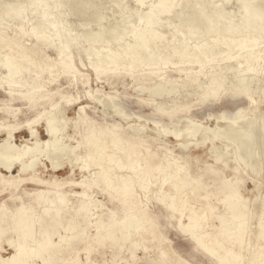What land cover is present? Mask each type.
I'll return each instance as SVG.
<instances>
[{
    "label": "bare ground",
    "instance_id": "6f19581e",
    "mask_svg": "<svg viewBox=\"0 0 264 264\" xmlns=\"http://www.w3.org/2000/svg\"><path fill=\"white\" fill-rule=\"evenodd\" d=\"M147 1L135 0L140 7L147 6L150 0ZM184 1L160 0L156 4L152 3L145 10H139L138 26L133 31L129 29L132 32L130 42L127 31L123 34L120 32L123 27H118L117 30L121 29L118 33L116 30L115 35L111 32L114 38L105 43L106 46L96 43V37L93 38L95 43L91 41L92 44L85 51L89 67L97 78L106 75L109 80L112 77L131 76L138 80L134 88L141 85L138 90L148 95L143 104L149 105L153 96L158 94H179L180 86H185L184 101L170 106L153 103L156 112L154 116L168 119L169 130H166L167 127L164 129L159 121L154 124L156 129H148L147 123L142 126L129 125L130 120L129 123L122 124L109 123L105 119L99 123L86 113L87 107L82 105L76 119H70L68 107L82 103L84 98L96 103L93 98L95 91L92 89L83 96H73L60 87L50 89L62 76L68 78L69 87L75 81L78 83L75 55L73 57L70 52L72 46L79 44L78 41L77 44L72 39L58 43L63 37L57 26L59 20L56 22L52 19L53 22H50L46 19L47 23L43 21L51 23L54 35L49 32L38 35L40 26L38 24L35 27L38 21L35 26L30 25L34 28L29 27L31 30L27 32L23 22L24 14L19 15L21 22H18L20 25L16 28L12 27V23L0 20V92L9 97V102L21 100L26 101L29 106L28 113H22V118L18 114V108H13L11 104L5 105L2 109L4 115L0 119V136H5L0 141V193L9 191V202L13 205L8 206L5 202L0 204V264H36L33 257L41 259L43 264H120L122 260H127L126 264H133L129 261L134 259L133 255L126 258L123 250L128 253L143 250L147 264H264V196L245 198L241 191L245 180L241 177L228 179L225 176L230 156L223 148L213 146L214 164L194 173L191 158L176 154L169 148V138L166 139L171 134L180 141L190 130L183 129L182 125L179 131L172 132L171 125L182 109L191 102L192 97L203 105L219 100L224 92L232 97L248 94L251 82L246 80L245 75L255 77L260 73L264 74V7L261 9L260 3L258 7L254 0L253 3L252 0H237L239 9L243 7L244 10L240 15L234 16L236 19L229 20L221 12L213 11V14L209 10L212 4L207 6L203 1L189 0L201 8L200 14L196 13V16L194 13L195 17L190 19L186 13L188 20L185 17L182 20L183 16L176 14L179 22H182L174 26L171 16ZM225 1L218 0V4ZM40 3L41 9H44L45 2ZM32 5L37 7V3ZM8 6L15 8L16 13L19 10L15 4L14 7L11 4ZM21 6L25 8L28 5ZM218 6L215 5L216 8ZM190 7L191 5L182 11L188 12ZM54 14L51 12V16ZM41 15L45 16V12ZM41 25L43 27L45 24ZM50 25H47L48 29ZM156 28L158 32L152 35V29L154 32ZM66 29L69 30V27ZM114 43L119 44V47L114 48ZM48 50L54 51L56 57L47 55ZM171 66L180 73L179 80L173 81L164 73ZM232 71H238L241 75L238 80H233L238 81V84L228 85L225 78ZM135 73L139 75L135 76ZM70 77L74 80H70ZM147 80L150 81L145 82ZM82 83L89 85L88 81ZM175 84L177 85L174 86ZM166 86H172L173 91ZM261 89H257L255 93H262ZM138 90L136 89L137 92ZM253 94L249 95V100L255 106ZM56 97L60 98V102H53ZM106 99L114 103L113 97L108 96ZM106 104L110 103L107 101ZM117 108L119 115L126 116L122 107ZM239 112L241 115L245 113L243 110ZM29 113H33V117H29ZM217 119H226L225 114ZM189 122L193 123V120L190 119ZM232 126L225 129L229 142H233L234 138L238 139L234 132L239 130ZM39 127L44 128L48 140H42ZM71 128L73 134L66 133ZM21 132H27L30 138L18 146L14 143V138ZM220 132L222 131L219 130ZM209 135L211 133L207 136ZM186 138L180 145L184 151L189 148ZM205 138L200 137L196 146L203 145ZM250 146L252 145L244 142L237 147L236 172L241 163L251 169L257 168L247 162ZM171 152L178 157L165 158ZM43 157L51 160L54 173L68 165L72 174L64 179H59L56 175L45 179L46 172L42 170L41 164ZM17 168L18 174L15 175ZM77 169L82 174L80 180L73 177ZM1 170L9 175H4ZM26 183L38 187L30 196L19 194ZM200 188L204 192L195 193ZM75 189H80V192H75ZM25 193L28 194L26 191ZM151 193L156 196V201L164 205L163 212H151ZM95 194L104 196L107 203L96 201L93 198ZM213 197H218L217 204L222 205L220 212L215 213L216 216L213 212L217 205L210 202ZM229 201H233V207L224 209ZM253 201L259 202L256 212L253 211L259 230L255 235L249 225L252 219H246L245 224L234 225L240 215L249 217L250 209L255 207L250 208ZM17 203L20 205L14 206ZM162 218L169 225H173L176 220L180 230L191 232L195 236L193 251L188 253L190 261L183 259L180 252L171 246ZM183 218H188V223H184ZM227 221L235 226H230L231 228L240 232L230 231L231 228L224 230ZM92 230L95 233L83 235ZM55 237L58 238L57 241ZM3 240L13 251L7 257L2 255L8 251L2 247ZM150 243L157 247L155 254L148 251L152 248ZM253 243L256 246H252ZM203 249L206 255H202ZM82 253L86 254L85 260L80 257ZM108 253H111L110 263L106 260ZM249 253L254 256L251 257L252 261ZM198 254L202 258H197Z\"/></svg>",
    "mask_w": 264,
    "mask_h": 264
},
{
    "label": "rangeland",
    "instance_id": "374dc122",
    "mask_svg": "<svg viewBox=\"0 0 264 264\" xmlns=\"http://www.w3.org/2000/svg\"><path fill=\"white\" fill-rule=\"evenodd\" d=\"M50 1H52V0H36V2H35V0H33V2H32V0H0V17H2V18H0V20H1V22H10V23H12L11 24L12 27L16 28L18 25H20L18 22H21L20 21L21 17L19 15L24 14L25 18H23V22L26 25L25 28H27V30H26L27 32H29L32 28H34L35 23L37 21L39 22V23L37 22L36 26H35V27H37L38 24L40 26L39 29L37 30L38 35L45 34L47 32L54 35L55 32L53 33V31L51 30V29L54 30V28H51L50 22H53L52 19L56 20V22L59 20L60 22L59 21L57 22V26H58V30L61 32V34L63 33L62 35L60 34L63 37L61 40L58 41V43L60 42V44H61L62 40H64V42H66V41L71 40V39H72L71 41L74 44L79 43V44H77V46L76 45L72 46V48L70 50V52L73 53V57L75 55V57H74L75 62H76L75 65H76V69L78 71L77 76L79 79V81L77 83L78 85L76 84V81H75L73 83V86L69 87L68 78L66 79L65 77L62 76L58 83H54L50 86V89L56 90V88L60 87L62 91H67L70 94H72L73 96H83L87 91L92 89L93 91H95L93 94L94 95L93 98H94L96 103H94V102L92 103V101H90V99L86 100V98H84L82 100V103L76 104L71 108L68 107L67 114H68L69 118L70 119H74V118L76 119L77 114H78V109L82 105V106L87 107L86 113L90 117H92L96 121H98L99 123L104 122V120L106 119V122H109V123L116 122V123L124 124V122L129 123V120H130L129 125L140 126V124H141V126H142V125H146V123H147L148 129L149 128L150 129H153V128L156 129V126L154 124H155V122L159 121L160 123L163 124L164 129H166V127H167L166 130H169L168 126H170V122L168 119H166L165 117L159 116V115L154 116V113H156L155 109H154V104L155 103H157V104L165 103V104H168L170 106V105H173L174 103L176 104L178 102L184 101L186 99V97H185L186 88H184L185 86H183V85L180 86L181 88H179V89H181V93H179V94H173L172 92H171V95H169V96H167L166 94H162V95L158 94L156 96H153V101H151L149 103V105L143 104V103H146V102H144V100H146L145 98H148V95L146 93L142 94L140 92V90H138V89H141L140 88L141 85H138L136 87V89L140 93L136 91L134 86L136 85L138 80L134 79V77L132 78L131 76H127L125 78H123L122 76H118L115 78L112 77L109 80H107V78L105 77L106 75H102L99 78H97V76L94 74V72L89 67V63H88L89 58L85 52L89 48V45L92 44V42L95 43L96 40H94V39L96 37H98V42H96V43H99V45H102V46H106V44L108 42H110L111 38L112 37L114 38L115 32L118 29V27H123L122 29L120 28L121 30L119 29L120 32L121 31L123 32V34L125 33L124 31H127V34L129 36H130V34L132 35V32L129 31V29L133 31V29H135L138 26V25H136V24H139L138 20H137L138 19L137 16H138L139 12L141 11V9L145 10V8H147L149 5L151 6L152 3L156 4L160 0H154L155 2H153V0H150V1L148 0L149 1V2L147 1L148 5L145 7H140L135 2V0H119V1L118 0H79V1L78 0H59L57 2L55 0H53L52 2H50ZM186 1H187V3H186ZM199 1L205 2V5H207V6L212 4L213 6L212 5L209 6V10L212 11L213 14H214L213 11L221 12V14L226 19H229V20L236 19L235 17L240 15V12H242L244 10L243 7H241L239 9V7L237 6V0H231V1L226 0L227 2L224 0L225 2H222L220 4H218V0H213V1L212 0H199ZM254 1H256L254 4H256L258 7H259L258 3H260V8L263 9L264 0H258V1L254 0ZM254 1L252 0V3ZM40 2H42V3L45 2V4L43 5L44 9H41L42 4ZM53 2H54V4H53ZM33 3H37V7H36V5H32ZM10 4L13 7H14V4L18 6L19 10H17L18 11L17 13H16L15 8H14L15 9L14 10L13 8L12 9L10 8L11 6L10 7L8 6ZM22 4H23V6L25 4H27L28 6H24L25 8H23L21 6ZM19 5H20V8H19ZM189 5H191V7L189 8L190 10L188 12L186 10L182 11L183 8H186ZM215 5H217V6L219 5L218 8H216ZM17 6H15V7L17 8ZM38 6H40V8ZM36 8H37V10H36ZM191 8H194V9L191 10ZM199 8H200L199 6L194 5V3L192 4V2H189V0H185L181 6H179L178 8H176L174 10V14H172V16H171V18L174 19V20L172 19V21L174 23L173 25L177 26V24L179 25V23L181 24V22H182V21L179 22L176 14L182 15L183 16L182 20H184V17H185V19L188 20L189 17H190V19H191V17L192 18L195 17V16H193L194 13H195L194 15H196V13H197V15L200 14L199 11H201V8L200 9ZM47 9L49 12L47 11ZM177 9H179V10L177 11ZM35 10H36V12H35ZM179 11H180V13H179ZM42 12L43 13L45 12V16L41 15ZM51 12H52V14H54V13L55 14L51 16ZM8 13H10L9 16H8ZM136 13H137V15H136ZM37 14L41 15V16L39 15L40 18L36 17ZM185 14L187 16L189 15V17H186ZM46 15L48 17H46ZM13 16H14V18H13ZM18 16H19V18H18ZM53 16L54 17L56 16V18H54ZM229 16H230V18H229ZM123 17L125 18V21L123 20L124 19ZM120 18H123V19L121 20ZM8 19H10V20H8ZM26 19H28V20H26ZM40 19H42V20L40 21ZM46 19H48V21H50V22H48V24H46L47 23ZM127 20H128V22H127ZM26 21H28L29 23ZM43 21H46V23ZM134 21H135V23H134ZM175 21H177V23ZM125 22L127 23V25ZM24 23H22V24H24ZM41 24H43V25L45 24V25L42 27ZM30 25L31 26L34 25V26L30 27ZM47 25H48V27L50 25L49 29H48ZM219 25H221V23ZM45 26H46V28H45ZM68 27H69L70 31L68 29H66ZM40 29L43 30V32ZM65 29H66V31H65ZM48 30H51V32ZM119 30H117V33L119 32ZM100 31L101 32L103 31L101 33L102 35L100 33H98ZM111 32H114V35ZM155 32L156 33L158 32V28L154 29V32L152 29V33L151 32L150 33L152 35H156ZM94 35H96V36H94ZM70 36H71V38H70ZM72 36H74V38H72ZM91 39H93V40H91ZM127 39L130 42L132 37L130 36ZM100 40H101V42H99ZM85 42H86V44H85ZM29 44H31V42ZM114 44H115V46L113 45L114 48L119 47L118 46L119 44H117V43H114ZM80 48H82V49H80ZM46 54L52 58L56 57V53L52 50L51 51L48 50V52ZM82 62L84 65L82 64ZM56 71H57V69L55 70V72ZM164 73H166L167 76L173 81L179 80V78L181 76L180 73H178L176 71L174 66L173 67L171 66L168 69H166L164 71ZM134 75L138 76L139 73H135ZM240 75L241 74H239L238 71H236V72L232 71L231 73H229L226 76L225 81H227V84L229 82L228 85L234 84V83L238 84V81H233V80H236V79L238 80V78H240ZM242 75H245V74H242ZM45 76H48V75H45ZM245 76L247 77L246 80H249L251 82L250 91H248L250 94L246 93L244 95L232 97L231 95H228L227 92H224V95L219 100L206 102L203 105H200L199 103H197L196 98L192 97L191 102L188 103L187 106H185L186 108L182 109V112L179 114L178 118H176V120L171 125L172 132L179 131V129L181 128L182 125H183L182 127H184L183 129L190 128V130L187 133H185L184 137L181 138L180 141H178L175 138V136L171 135V134L168 135L166 137V139L169 138L168 139L169 148L173 149L176 154H181L183 156H188L191 158V160L193 161L192 164H193V172L194 173H197L201 169H205L207 166L214 164V153L212 151L213 146H218L220 148H223L225 150V152H227V153L229 152L230 154L228 153V155L230 156V158L228 160L229 161L228 162V168L225 170V176L228 179H237L238 177L243 178L245 180V182L241 186V191H242L243 196H245V198L256 199L258 197V195L264 196V98H263L264 95L262 94L264 92V74L260 73L259 75L255 76V77L252 76L251 74H249L248 76L247 75H245ZM69 79L74 80V78H72V77H70ZM87 81L89 82V85H84L82 83V82H87ZM149 81L150 80H147L145 82H149ZM176 85L177 84H175L174 86H176ZM166 88L170 91L171 90L173 91L172 86H166ZM257 89H261V91L263 90V92L262 93L261 92L255 93V91ZM251 94H253L254 99L256 100L255 106H253L250 103L249 95H251ZM108 96L113 97L114 103H112L111 100L106 99V97H108ZM107 101H108V103H110L109 105L106 104ZM53 102H60V98L56 97L55 100H53ZM8 104H11L10 106H12L15 109L18 108L19 109L18 114H20V117H22V118H23L22 113L23 114L28 113V107L29 106L27 105L26 101L16 100L15 102H9V97L6 96L4 94V92L1 91L0 92V109H1L0 110V119L4 115V111L2 109L4 108L5 105H8ZM117 106L122 107V110L126 114V116L119 115ZM256 107H257V110L255 109ZM241 110H243L245 112L243 115H241L240 114L241 112H239ZM223 114H225L226 119H223V120L217 119L219 116H221ZM28 115H29V117H31L33 115V113H29ZM120 118H123V119H120ZM190 119L193 120V123L189 122ZM230 126H232V128L234 127L236 130H239L238 132L233 131L234 136H236L238 138V139L234 138L235 140H233V142H229V140H228L229 137L225 134V129H228ZM218 128L222 132L219 133V130H217ZM248 130L249 131L251 130V131L249 132ZM200 131H201V133H200ZM209 132L211 133L212 137H210L211 135H209V137L207 136L208 134H210ZM246 132H247V134H245ZM66 133L73 134V129L72 128L68 129V131ZM204 133H205V135L206 134L207 135L205 136ZM222 133L224 136H222ZM248 133L252 136H249ZM39 134H40V137L42 138V140H44V141L48 140V137L45 133L44 128L39 127ZM187 134H188V136H187ZM214 135H219V137L217 136L218 137L217 138ZM247 135L250 138L246 137ZM185 137H187L186 138L187 142L189 141L188 142L189 148L186 151L183 150L184 148L180 147L181 142H183L182 140L185 139ZM200 137L205 138L206 140H205V143L203 145H200L199 147H197L196 142ZM0 138H1L0 139V141H1L5 138V136L4 135L0 136ZM28 138H30V137H29V134L27 132L18 133L16 135V137L14 138V143L18 146H21L22 144H24V141L27 140ZM245 138H249V139H245ZM251 138H252V140H251ZM64 141L66 143H69L68 139H65ZM244 142L248 143L249 145H252V146H250L251 147L250 153L248 154V157H247L249 161L247 160V162H248V164L250 163L251 165L256 166L257 168L251 169V167H248L245 164L241 163L239 166V171H238L239 174H238V172L235 171V169L237 168L236 151H238L237 147H239L240 143H244ZM173 153L167 155L165 158H167V159H172L175 157L177 158L178 156L174 155ZM51 158H54V157H51ZM54 160H56V162L58 161L57 159H54ZM196 161H198V163ZM255 163H257V164H255ZM41 164L43 167L42 170L43 171L45 170V172H46L45 173V179H49L50 175H56L59 179H64V178L69 177L70 174H72L71 168L68 165L61 167L58 171H56V173H54V171L52 170L51 160H49V158H47V157H43L41 159ZM18 170H19L18 168L15 169V171H14L15 175L18 174ZM2 172L4 175H7V176L9 175L4 171H2ZM81 176H82V174L80 173V170L79 169L75 170V174L73 175L74 179L80 180ZM156 188H154L153 190H156ZM36 189H38L37 186L26 183L20 189L19 194L22 196H30V194H33L34 190H36ZM259 190H261V191L259 192ZM25 191L28 193L27 195H26ZM74 191L80 192V189H75ZM197 192L203 193L204 189L200 188V189L195 191V193H197ZM9 196H11L9 191L1 192L0 193V204L5 202L8 206H13L11 204V202H9ZM149 197L152 198V208H151L152 211L151 212H160V213L163 212L164 211V205L161 202H158L155 200L156 196H154V194L151 193V194H149ZM93 198H95L96 201H103V202L107 203V200L105 199V197L100 195V194H95L93 196ZM218 200H219L218 197H213L212 199H210L211 203H215L217 205L215 212H213L214 214L215 213L217 214L218 212H220V209L222 207V205L217 204V202H219ZM253 202L250 204V208L251 207L253 208L255 206L254 207L255 209L254 208H253V210L250 209L251 213H250L249 217L248 216L241 217V215H240L239 216L240 219H238L237 220L238 222H235L234 225L235 224L242 225L243 223L245 224V221L252 219L250 221L252 223L250 224V222H249V225L251 227L250 230L252 231V234L255 235L256 233H259V230L256 227L257 226V219H254L255 218L254 214H255L258 206H259V202H255V201H253ZM233 204H234L233 201H229L223 208L229 209V208L233 207ZM18 205H20V204L17 203L14 206H18ZM109 208H111V205L109 206ZM253 211H255V212H253ZM106 212H108V211H106ZM252 213H253V216H251ZM216 214H215V216H216ZM263 215H264V211H263ZM187 219L188 218L184 219V223H188ZM162 222H163V227H166V229L168 231L167 237H168L169 241H171V243H172L171 246L176 251L180 252L183 259L189 260L190 257L188 255V253L193 251V249H192L193 245L192 244L195 241V238H194L195 236L191 232H190L191 233L190 234V233L184 232L183 229L180 230L178 228V222L176 220H174V222L172 223L173 225H169L168 222L164 218H162ZM217 224L220 225V222H217ZM231 224H233V223H228V221H227V223L224 227V230H227V229L229 230L231 228L230 226H233L234 228H235V226H237V225L234 226ZM225 228H227V229H225ZM232 228L230 229V231L232 230V231H235V233H236L237 230H234V228L233 229ZM94 231L95 230L89 231L87 233L85 232V233H83V235L87 236V235L91 234V232L95 233ZM239 232L240 231L238 230L237 233H239ZM57 240H58V238L55 237V241H57ZM5 242L3 240L2 247L5 249V251L6 250H8V251L4 252L2 255L7 257V256L11 255L13 253V251L10 250V247L7 246L8 245L7 242H6L7 245L5 244ZM150 245L152 246V248L150 247L148 251L155 254L157 251V247L154 246L153 243H150ZM251 245L254 246L255 244L253 243ZM252 246L250 248H253ZM210 248H211V246H210ZM123 252H124V254H123L124 257H126V258H129V256L133 255L132 257H134V259L131 258L129 260V261L133 262V264H147V262L144 260L145 252L143 250H138L136 252L133 251V252H129V253L127 250H123ZM154 254L151 255L152 258H154ZM202 255H206L205 249L202 250ZM202 255L198 254L197 258H202L201 257ZM249 256H250V258L254 257V256H251L250 253H249ZM80 257H81V259L85 260L86 254L82 253L80 255ZM252 258L250 259L251 261H252ZM33 259L36 262V264L37 263L43 264V261L41 259H38V258L36 259L35 257H33ZM67 259H69V258H67ZM106 260L108 263L111 262V253H108L106 255ZM126 261L127 260H125V261L122 260L120 262V264H126ZM173 261H175V260H173ZM97 262H98V260H97ZM173 264H179V263L173 262ZM187 264H189V263H187Z\"/></svg>",
    "mask_w": 264,
    "mask_h": 264
}]
</instances>
